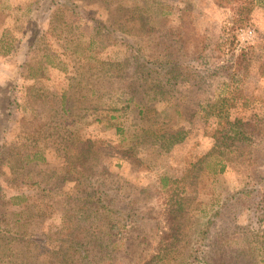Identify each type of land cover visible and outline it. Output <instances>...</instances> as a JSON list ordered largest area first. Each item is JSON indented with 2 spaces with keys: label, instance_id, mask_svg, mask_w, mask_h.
Masks as SVG:
<instances>
[{
  "label": "rangeland",
  "instance_id": "rangeland-1",
  "mask_svg": "<svg viewBox=\"0 0 264 264\" xmlns=\"http://www.w3.org/2000/svg\"><path fill=\"white\" fill-rule=\"evenodd\" d=\"M0 264H264V0H0Z\"/></svg>",
  "mask_w": 264,
  "mask_h": 264
},
{
  "label": "trees",
  "instance_id": "trees-1",
  "mask_svg": "<svg viewBox=\"0 0 264 264\" xmlns=\"http://www.w3.org/2000/svg\"><path fill=\"white\" fill-rule=\"evenodd\" d=\"M159 66L161 67V65H159ZM172 67L174 69H177L176 66H172ZM226 101H227V98H225V96H218L210 104V106L213 109L212 110L213 113L220 118V121L223 118H225L226 115L228 116V113H227L228 107L226 108ZM244 125L245 124L243 123V121L241 119H239L238 120V128L235 130H228L227 132H225L226 137H231V135H232L233 138L246 139L247 138L246 137V130L243 129V127L245 128L246 126H244ZM229 134H231V135H229ZM220 135H222V134H220Z\"/></svg>",
  "mask_w": 264,
  "mask_h": 264
}]
</instances>
